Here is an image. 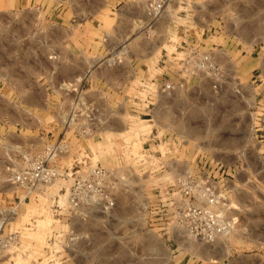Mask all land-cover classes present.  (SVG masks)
<instances>
[{
    "label": "rangeland",
    "instance_id": "rangeland-1",
    "mask_svg": "<svg viewBox=\"0 0 264 264\" xmlns=\"http://www.w3.org/2000/svg\"><path fill=\"white\" fill-rule=\"evenodd\" d=\"M147 1L0 0V264H46L45 240L64 228L50 207L64 213L69 179L30 195L11 182L35 159L119 181L112 216L85 227L78 264H264V0H162L156 19ZM92 38L99 53L82 49ZM187 46L220 53L242 98L205 106L211 81L191 80L172 119L155 115L181 135L164 155L142 137L151 81L173 78ZM169 158L190 170L159 169ZM198 186L234 222L211 243L173 232L165 208L166 195Z\"/></svg>",
    "mask_w": 264,
    "mask_h": 264
},
{
    "label": "built area",
    "instance_id": "built-area-1",
    "mask_svg": "<svg viewBox=\"0 0 264 264\" xmlns=\"http://www.w3.org/2000/svg\"><path fill=\"white\" fill-rule=\"evenodd\" d=\"M161 9L162 0H148L145 4V12L150 19L159 17ZM219 55L220 53L199 51L197 47L187 46L183 49V57L173 78L152 79L151 85L156 93V101L150 103L151 119L146 120L151 123L152 129L142 137L149 138L148 144L155 143L154 148L161 147L164 155L171 151L172 145L176 144L181 135L173 133L170 125L166 124L172 120L163 122L155 115L164 112L167 118L172 119L171 104L176 98L186 100L187 93L193 88V85H189L191 80L204 76L211 81L207 87L205 106L207 104L211 106L212 103L214 105L227 95L242 98L235 79L219 63ZM175 162L174 158H169L159 166V169L190 170L187 161H182L180 167L171 166ZM213 164L217 169L223 167L219 161H214ZM238 168L243 169L242 165ZM65 179H69L70 183L63 191L64 213H60L57 201L53 208L50 207L57 220L63 219L61 224L64 228L52 232L46 238L43 248L46 264H65L67 261L78 264V250L88 242V231L85 227L92 222L96 223L99 217L110 218L115 209L113 191L119 181L111 171L97 166H89L82 173L76 169L66 173L47 165L43 160H29L20 171L12 175L11 182L22 188L24 195H30L42 192L45 187H49L57 180ZM188 194L187 191L181 196L178 194V197H173L172 193L166 195L165 208L166 211L170 210L168 215L170 214V227L173 232L195 241L211 243L231 230L233 220L221 216L210 208L217 202L207 187L198 186L195 196L190 197ZM13 239L7 238L5 243Z\"/></svg>",
    "mask_w": 264,
    "mask_h": 264
},
{
    "label": "crops",
    "instance_id": "crops-1",
    "mask_svg": "<svg viewBox=\"0 0 264 264\" xmlns=\"http://www.w3.org/2000/svg\"><path fill=\"white\" fill-rule=\"evenodd\" d=\"M22 5V6H26V4L27 5H29L30 4V0H16V2L14 3V5ZM92 5L89 3L88 4V9L89 10H91L92 9ZM94 9H95V7H93ZM76 10H82V8H77ZM96 39H94V38H92L91 39V41L89 40V41H85V43H82V44H84V45H82V49H86L87 51H91L92 49H95V53H99L100 51H101V49H99L98 47H95V43H96V41H95ZM103 53L105 54L106 53V50L105 51H103Z\"/></svg>",
    "mask_w": 264,
    "mask_h": 264
}]
</instances>
